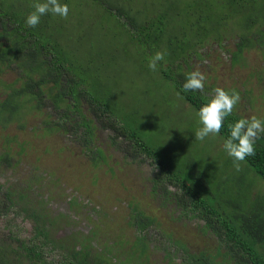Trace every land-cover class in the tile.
Listing matches in <instances>:
<instances>
[{"label":"trees","instance_id":"16d2710c","mask_svg":"<svg viewBox=\"0 0 264 264\" xmlns=\"http://www.w3.org/2000/svg\"><path fill=\"white\" fill-rule=\"evenodd\" d=\"M33 2L10 0L9 4L0 0V89L7 91L0 98V130L12 123L24 129L26 115L34 112L44 116L37 122L42 134L82 127L91 139L96 125L85 115L86 102L97 120L107 117V127L153 158L158 170L152 178L153 186L162 185L167 178L177 187L174 191L163 190V197L175 202L181 213L203 221L204 229L217 239L212 259L203 253H188L178 241L185 253L183 264H209L208 260L212 264H264V187L260 183L264 182V134L255 143V155L247 157L239 171L243 173L246 166L254 178L245 187L242 176L231 173L225 186L223 179L214 183L217 194H213L197 165L193 166V175L184 172L181 176L179 153L165 157L172 151L169 149L159 156L135 136L131 140L134 131L109 119L120 113L113 95L110 100L105 95L120 69L116 67L112 74L107 60L111 54L121 52V47L133 49L145 75L152 71L149 59L166 49L168 55L152 73L172 83L173 90L197 112L207 102L210 91L206 87L204 92L184 91L183 84L187 74L198 68L196 63L208 57L212 49L208 46L231 53V65L241 63L244 51L260 48L263 67L257 77L264 82V0H60L69 7L67 19L49 13L41 17L36 27H29L26 17L33 11ZM111 31L119 32L108 34ZM105 36L108 38L104 40ZM118 36L124 37L122 45L117 44ZM12 67L23 71L9 82L1 73ZM230 89L242 94L237 86L231 85ZM250 91L247 88L244 96H249ZM246 100L249 101L247 97ZM239 109L238 103L225 119L218 145L230 136L229 123L250 118ZM10 159L7 152L0 154V164L14 165ZM235 178L237 187L232 190V197L227 196V185ZM29 180L33 183L37 178ZM3 185L0 183V218L11 215L29 219L32 233L24 238L11 228L6 233L0 230V264H123L110 256L111 246L98 249L90 244L70 245L66 237H56L55 222L69 217L53 215L47 200L30 192L31 184L17 183L15 188ZM149 222L138 216L134 225L144 228ZM136 238L143 252L146 240ZM51 251L57 253L56 259L48 258Z\"/></svg>","mask_w":264,"mask_h":264},{"label":"rangeland","instance_id":"374dc122","mask_svg":"<svg viewBox=\"0 0 264 264\" xmlns=\"http://www.w3.org/2000/svg\"><path fill=\"white\" fill-rule=\"evenodd\" d=\"M7 3L11 4L10 0ZM123 42L124 37L118 36L117 44L122 45ZM121 49L107 60V64L113 66L109 67L112 74L116 67L120 68L119 77L112 76L117 83L113 81L105 92L109 100L114 98L120 115L110 116L109 119L124 123L129 132H135L131 140L135 136L159 156L169 149L172 151L165 157L179 153L181 166L178 168L182 177L184 172L193 175V166L197 165L202 179L211 185L213 194H217L214 183L223 179L225 186L231 173L242 176L246 187L254 177L249 175L245 165L243 173L233 172L232 158L224 151L222 143L218 145L219 135L206 137L204 141L195 139V131L202 127L198 112L173 90V84L152 71L150 76L145 75L137 65L133 49ZM262 55L258 47L246 50L241 63L231 67L223 59L224 54L221 58L211 50L207 57L208 65L202 62L197 67L205 74V86L212 91L211 95L216 87L231 90V85L237 86L242 90L240 97L243 96L239 112L248 117L264 116V82L257 77L263 67ZM16 70L14 67L6 69L1 76L12 82L17 76ZM122 71L124 73L121 74ZM247 88L251 89L250 95L246 96L249 101L244 96ZM6 92L0 89V98H4ZM83 107L86 117L96 125L88 144L81 137L84 135L82 127L77 131L42 134L37 122L44 116L34 112L26 115L24 129L12 123L0 130V151L6 149L11 164H14L10 167L0 164L3 188H15L17 183L22 186L31 184L30 192L46 199L53 215L65 214L69 217V220L60 218L55 222L53 231L56 237H66L70 245L111 246V256L123 264H183L182 258L172 262L168 256V251L176 248V241H180L188 253L201 252L212 259L217 239L204 229L201 220L180 215V207L162 196L163 190H177L176 186L167 182V178L162 185L153 186L152 178L158 171L153 158L107 127V117L97 120L88 111L86 102ZM33 126L34 131L37 129L35 132L31 129ZM155 168L156 171L150 174ZM31 177L37 178L36 182L32 183L29 180ZM237 182L236 178L235 182H229L227 196H233L232 190L237 187ZM260 183L264 187V182ZM138 216L153 220L152 224L156 227L150 228V232H157L162 237V240H148L143 252L137 242L134 225ZM10 228L24 238L32 233L31 221L22 216L0 218V230L6 233ZM48 258L56 259L57 253L51 251ZM208 262L212 264L211 260Z\"/></svg>","mask_w":264,"mask_h":264},{"label":"clouds","instance_id":"9594fccd","mask_svg":"<svg viewBox=\"0 0 264 264\" xmlns=\"http://www.w3.org/2000/svg\"><path fill=\"white\" fill-rule=\"evenodd\" d=\"M33 11L26 17V24L29 27H36L41 17L52 14L67 19L69 7L60 0H34ZM168 55L167 50L157 51L149 59L148 67L155 72L159 62L164 61ZM206 82L205 74L198 68L187 74L184 91L204 92ZM240 94L235 90H226L216 87L212 95L204 103L197 115L202 125L195 131V139L204 141L206 137H215L224 127V121L232 115L236 105L240 102ZM230 136L224 141L223 149L233 159L235 171H241V163L249 156L255 155V143L261 134H264V119L252 115L250 118H241L234 123L228 124ZM156 171V168L150 171ZM171 190V188L169 189Z\"/></svg>","mask_w":264,"mask_h":264},{"label":"flooded vegetation","instance_id":"af4514ba","mask_svg":"<svg viewBox=\"0 0 264 264\" xmlns=\"http://www.w3.org/2000/svg\"><path fill=\"white\" fill-rule=\"evenodd\" d=\"M2 37L0 38V40L2 41ZM211 50H213V51H215V52H217V54L218 55H220L221 56V54H224V58L221 56V58H223L224 60L226 59V61H228L229 63H230V65H231V61H230V57L232 56L231 55V53H229V52H226V51H224V50H220V49H218V48H214V49H210L209 51H211ZM202 62H204V63H206V65H208V63H209V59L207 58V56H205L203 59H200L199 61H198V63H196L197 65L198 64H201ZM231 67H232V65H231ZM15 68V67H14ZM17 70H16V72H17V76L19 75V73H22V69H19V68H16ZM8 70H11V69H8ZM206 88H207V86H205ZM209 87V86H208ZM208 89V88H207ZM226 89V88H225ZM211 90V89H210ZM211 92L212 91H210V93H209V96H211ZM10 126V125H9ZM32 129V131H34V126L31 128ZM83 139H85V142L88 144L89 143V138L87 137V136H85V134L84 135H82L81 136ZM3 150L2 151H0V154L1 153H5L6 152V149L4 150V148H2ZM4 184V183H3ZM160 186V185H159ZM172 191V190H171ZM161 194H162V196H163V191H161ZM168 200V199H167ZM170 200V199H169ZM170 202H172V203H174V205H176V203L175 202H173V201H171L170 200ZM179 212H180V215H182V216H184V217H188V218H192V217H189V215H185V214H183V213H181L182 211L181 210H179ZM65 215V214H64ZM197 219V218H196ZM147 220H149L150 222H149V224L146 226V227H144V228H139V227H137L136 225H135V232H136V237H139L140 239H141V237H143V238H145V240H146V243L148 242V240H150V239H152V240H155V239H157V240H162V237H161V235H159L157 232H155L154 234H152L151 232H150V228H153V227H156V226H154L153 224H152V221L153 220H151V219H147ZM198 220H200V219H198ZM203 222V221H202ZM137 239V238H136ZM151 241V240H150ZM173 244H174V242L173 241H171ZM175 246H176V248L175 247H173L172 248V250L170 251H168V256L170 257V259H171V261L173 262L176 258H182V254H183V252H182V250L179 248V245H178V241H176L175 242V244H174ZM98 249H102L101 247H97ZM201 253V252H200ZM199 253V254H200ZM198 254V255H199ZM112 254L110 253V256H111ZM177 255V256H176ZM113 258V257H112ZM113 260H116V258H113Z\"/></svg>","mask_w":264,"mask_h":264}]
</instances>
